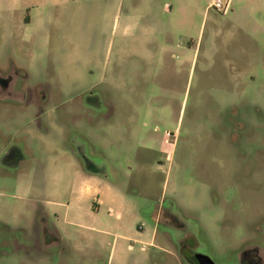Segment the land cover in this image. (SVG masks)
Instances as JSON below:
<instances>
[{"label":"rangeland","instance_id":"1","mask_svg":"<svg viewBox=\"0 0 264 264\" xmlns=\"http://www.w3.org/2000/svg\"><path fill=\"white\" fill-rule=\"evenodd\" d=\"M210 2L0 0V264H264V0ZM77 164L116 250L46 208Z\"/></svg>","mask_w":264,"mask_h":264},{"label":"crops","instance_id":"2","mask_svg":"<svg viewBox=\"0 0 264 264\" xmlns=\"http://www.w3.org/2000/svg\"><path fill=\"white\" fill-rule=\"evenodd\" d=\"M74 176L76 184L72 188V197L68 202H46V208L54 215V221L83 229L97 237L111 236L113 243L110 250H116L119 239L131 241L129 236L119 231L122 217L120 209L124 207V204L117 202L120 193L116 187L102 176L89 174L80 167L74 169ZM62 208L63 215L61 217L56 211ZM104 210L108 215L106 219H112L113 222L117 221L119 223L110 225L109 223L112 220H103L101 213ZM56 228L59 230L58 226ZM153 239L152 235L148 242L149 245L153 243ZM136 240L140 242V239L137 238ZM128 249H132V246H128Z\"/></svg>","mask_w":264,"mask_h":264},{"label":"built area","instance_id":"3","mask_svg":"<svg viewBox=\"0 0 264 264\" xmlns=\"http://www.w3.org/2000/svg\"><path fill=\"white\" fill-rule=\"evenodd\" d=\"M231 3L232 0H211L208 7L226 12L231 8Z\"/></svg>","mask_w":264,"mask_h":264},{"label":"water","instance_id":"4","mask_svg":"<svg viewBox=\"0 0 264 264\" xmlns=\"http://www.w3.org/2000/svg\"><path fill=\"white\" fill-rule=\"evenodd\" d=\"M194 259L197 262L196 264H215L208 256L201 253H196Z\"/></svg>","mask_w":264,"mask_h":264},{"label":"flooded vegetation","instance_id":"5","mask_svg":"<svg viewBox=\"0 0 264 264\" xmlns=\"http://www.w3.org/2000/svg\"><path fill=\"white\" fill-rule=\"evenodd\" d=\"M194 255H195V253L192 254V256L190 257V260H191V262H192L193 264H196L197 262H196V260L194 259Z\"/></svg>","mask_w":264,"mask_h":264}]
</instances>
